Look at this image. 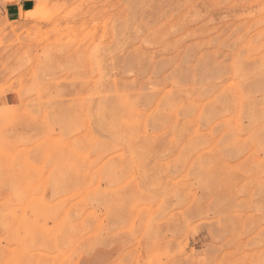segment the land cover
<instances>
[{"label": "rangeland", "instance_id": "1", "mask_svg": "<svg viewBox=\"0 0 264 264\" xmlns=\"http://www.w3.org/2000/svg\"><path fill=\"white\" fill-rule=\"evenodd\" d=\"M0 264H264V0L0 10Z\"/></svg>", "mask_w": 264, "mask_h": 264}, {"label": "crops", "instance_id": "2", "mask_svg": "<svg viewBox=\"0 0 264 264\" xmlns=\"http://www.w3.org/2000/svg\"><path fill=\"white\" fill-rule=\"evenodd\" d=\"M49 2L61 0H48ZM37 0H0V10L2 16L9 21L22 19L24 11L31 10L35 7Z\"/></svg>", "mask_w": 264, "mask_h": 264}, {"label": "bare ground", "instance_id": "3", "mask_svg": "<svg viewBox=\"0 0 264 264\" xmlns=\"http://www.w3.org/2000/svg\"><path fill=\"white\" fill-rule=\"evenodd\" d=\"M31 15V14H30ZM94 131V130H93ZM174 148V147H173ZM159 152V151H158Z\"/></svg>", "mask_w": 264, "mask_h": 264}]
</instances>
